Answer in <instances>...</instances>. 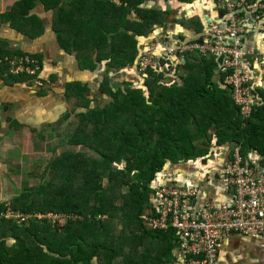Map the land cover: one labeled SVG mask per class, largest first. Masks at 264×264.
<instances>
[{
    "label": "trees",
    "instance_id": "16d2710c",
    "mask_svg": "<svg viewBox=\"0 0 264 264\" xmlns=\"http://www.w3.org/2000/svg\"><path fill=\"white\" fill-rule=\"evenodd\" d=\"M40 1L21 0L7 14L14 19L17 16L14 12L18 11L22 19L16 24L28 26L26 12ZM120 1L121 8L109 15H121L123 23L116 25L118 28H130L126 16L132 8L141 13L140 24H135L132 30L142 37H148L163 18L159 11L140 7L145 0ZM62 2L43 0L48 9L58 8ZM77 3L84 8L88 4L85 0ZM258 15V21L264 19V13L259 11ZM193 19L184 18L183 23L191 20L189 25L201 30V23ZM65 20L70 24V15ZM123 34L126 40L117 42V46L124 48L120 53L126 58L117 63L111 60L117 67L132 64L138 54L137 42L135 47L133 39ZM75 45L79 50L88 47L78 38ZM111 51L115 52L111 53L115 58L116 47ZM196 54H189L192 58L187 59L188 75L182 86L163 85L154 69L147 70L145 79L151 93L159 92L155 100L153 96L145 100L141 90L127 89L126 93L118 91L114 95L110 107L79 114L80 122L70 144L93 148L101 159L89 158L73 149L64 151L63 156L60 154L49 162L43 181L27 187L11 200V205L23 214L59 213L81 216L82 220L70 221L62 229H54L47 220L32 219L22 226L0 220V264H93L95 260L99 264H171L174 261V231L153 230L145 224V213L153 215L157 210L154 206L151 209V196L155 194L151 183L165 174L176 176L178 170H165L168 163L178 165L185 159L200 156L208 151L212 139L219 145L237 144L244 156L251 150L264 155V87L257 89L262 106L243 126L245 121L224 84V75L215 82L219 59ZM90 55L83 59L88 56L91 60ZM9 69L7 61L1 63L0 75L17 80L33 79L27 74L11 75ZM78 90L82 92L84 88ZM212 130L214 134L209 137ZM125 161L124 169L116 166ZM49 170L52 175L46 180ZM124 188L127 191L122 194ZM104 216L116 220L121 228H114L111 220L101 221Z\"/></svg>",
    "mask_w": 264,
    "mask_h": 264
},
{
    "label": "crops",
    "instance_id": "0c3cea01",
    "mask_svg": "<svg viewBox=\"0 0 264 264\" xmlns=\"http://www.w3.org/2000/svg\"><path fill=\"white\" fill-rule=\"evenodd\" d=\"M19 1L21 0H0V54L8 59L20 57L18 54L41 59L43 63L41 81L44 82V86L36 85L30 77L17 80L0 75V214L6 213L9 207H13L11 200L15 193L21 194L27 187H32L25 183L19 187L20 189H15L18 184L13 180V178L19 180V177L24 175V166H26L25 169L29 167L26 158H28L27 154H30V145L34 146L30 155H39V138L44 141L45 137L53 140L52 138L62 136L66 139L64 146L69 147L67 150L73 149L76 153H83L89 158L101 159L93 148L70 144V139L80 122H78L79 114L110 107L114 101V95L118 91L126 93L127 89L141 90L145 100H151L152 96L155 100L159 92L151 93L145 79L146 75L140 72L142 54L159 37L173 45L178 43L173 36L190 41L199 40L209 22L218 14L213 0H145L139 6L159 11L163 14V18L160 23L153 26L148 37H142L132 30L135 24L141 22V13L137 12L136 8H132L126 16L130 28L116 26L123 23L121 15L109 16L112 10L121 8L120 0H85L88 2L85 8L77 3L79 0H63L56 9H48L42 0L37 7L27 10L25 17L26 22H29L28 26L16 24L22 19V16L18 17V11L14 12L17 14V16L14 15V19L7 14ZM67 3L70 5L67 6ZM124 6L126 7L127 4ZM69 15L70 24L67 25L65 16L69 18ZM191 17L201 23V30L190 26L191 20H188L186 24L183 23L184 18ZM217 20L221 26H224L220 19ZM258 31L260 30L248 31L247 41L250 46L263 50V33L260 34ZM123 33H127L133 39L135 47L137 42L138 54L132 64L124 63L117 67L116 64L111 63V60L117 63L126 58L120 53L124 48L117 46L118 43L126 40ZM76 38L85 41L88 47L85 45L82 50H79L75 45ZM113 42L116 46L112 44ZM112 47H116L118 52L115 58L111 55L115 53L111 51ZM166 47L167 45H160L156 52L164 54ZM87 54L91 56V60L88 56L83 59ZM187 57H173L171 62H165L163 69H152L161 77L160 82L163 85L182 86L188 75L187 59L191 60L192 56ZM220 75L217 68L215 82H218ZM151 76L150 74V78ZM78 87L84 90L79 92ZM212 134H214L213 130L210 131L209 137ZM206 149L209 155V147ZM208 155H200L189 160L206 161L209 159ZM187 160L180 162L183 164V171H187L183 163ZM116 166L124 169L126 161ZM168 168L172 170L177 166L168 163L165 170ZM213 171L210 169L199 172L196 168H190L187 172H183L184 177L189 175L193 183L200 188L198 196L200 205L205 203L215 205L223 200L224 189L216 180ZM29 174L35 176L33 173ZM200 178L205 180L202 181ZM151 202L152 209L155 202L154 192ZM60 215L68 219L63 226L58 222L53 223L50 219L34 220L38 222L47 220L54 229H62L70 221L82 220L81 216H78L77 220H72L68 218L70 215ZM144 216L148 215L145 213ZM3 219L16 224L4 216L0 217V220ZM104 219L112 221L108 216L100 220ZM112 224L114 228L117 226L121 228V225L116 224V220H113ZM176 251L175 247L174 261ZM93 264L99 263L95 260ZM218 264H264V240L252 236L234 234L229 236L220 245Z\"/></svg>",
    "mask_w": 264,
    "mask_h": 264
},
{
    "label": "built area",
    "instance_id": "2783aa9c",
    "mask_svg": "<svg viewBox=\"0 0 264 264\" xmlns=\"http://www.w3.org/2000/svg\"><path fill=\"white\" fill-rule=\"evenodd\" d=\"M219 5L225 12L220 21L224 26L219 21L213 22L199 40L178 41L174 45L162 37L155 39L140 58V72L146 75L149 68L163 69V62H171L173 57L184 58L193 52L203 58L216 56L218 70L224 75V84L231 91L232 101L245 126L262 106L257 89L264 87V49L250 46L247 34L250 29L260 30L264 48V19L258 21V12L264 13V1L219 0ZM160 45H167L164 54L156 52ZM5 61L10 66L9 74L30 75L36 85L44 86L41 81L43 63L38 57L8 59L0 54V64ZM209 150L208 160L183 163L187 171L190 168L199 172L214 170L216 180L225 192L223 200L217 204L200 205V188L189 175L184 177L183 172L187 171H183L182 163L172 169L179 171L176 176L165 174L152 182L157 210L153 215L144 216V220L153 230L174 231L177 255L171 264H218L220 245L233 234L264 240V155L251 150L244 156L237 144L219 145L216 139L209 145ZM2 216L19 226L32 219H50L62 226L68 220L60 214H23L10 207L0 214ZM68 218L77 220L78 216Z\"/></svg>",
    "mask_w": 264,
    "mask_h": 264
},
{
    "label": "rangeland",
    "instance_id": "374dc122",
    "mask_svg": "<svg viewBox=\"0 0 264 264\" xmlns=\"http://www.w3.org/2000/svg\"><path fill=\"white\" fill-rule=\"evenodd\" d=\"M207 10L208 9H206V11ZM160 34H162V33H160ZM174 39H176L175 36H174ZM168 82H170V81H168ZM78 122H79V119H78ZM52 139L53 140L49 139L48 137L43 138L44 141H42V139H40V138L38 139L40 141V143H39L40 147L38 150L39 155H34V156L30 155L33 151L34 146L33 145L29 146V153L30 154H27L28 158H26V161H27L26 163L29 164V167H27V169H25L26 166H24V170H23L24 175L22 177H19V180L17 178H13V180L18 184L17 188L14 187L15 189H20L19 187L20 186L22 187V185L25 183L29 184V186H33V187L39 185L43 181L42 175L44 173H46V171L48 170L49 162L51 160L56 159L60 154H61V156H63L64 151H66L69 148L67 146L66 147L64 146V144L66 145V142H65L66 139L64 137L60 136L58 138H52ZM213 140L214 139H212L211 142ZM42 142H43V144H42ZM41 145H42V148H41ZM62 146H64L65 148L64 147L62 148ZM200 155H208V151L205 150ZM28 172L35 174V176L30 175ZM132 174H134V173H132ZM51 175H52V173L49 170L47 172V179L46 180L50 179ZM29 176H32V177H29ZM104 177L106 178L107 176L105 175ZM11 180H12V178H11ZM201 180L204 181L205 179H201ZM126 191H127L126 188H124L121 190V193L125 194ZM18 195H20V193H18L17 195L15 193L14 198H16ZM10 208L14 211H17L15 209H13V207H10ZM63 221H66V220L63 219Z\"/></svg>",
    "mask_w": 264,
    "mask_h": 264
},
{
    "label": "flooded vegetation",
    "instance_id": "af4514ba",
    "mask_svg": "<svg viewBox=\"0 0 264 264\" xmlns=\"http://www.w3.org/2000/svg\"><path fill=\"white\" fill-rule=\"evenodd\" d=\"M213 1H214V4H215V7H216V10L218 11V14H217V17H215L213 20H211V21L209 22L208 25H210V24L213 23V22H218L217 19H220V21H221V19H222L223 17H225V12L222 10V8H221L220 5H219V0H213ZM222 12L224 13V15H222ZM173 38H174V36H173ZM180 39H181V37L176 38L177 41H185V42L190 41V40H186V39H184V38H182V40H180Z\"/></svg>",
    "mask_w": 264,
    "mask_h": 264
},
{
    "label": "bare ground",
    "instance_id": "6f19581e",
    "mask_svg": "<svg viewBox=\"0 0 264 264\" xmlns=\"http://www.w3.org/2000/svg\"><path fill=\"white\" fill-rule=\"evenodd\" d=\"M196 165L198 166V164L196 163Z\"/></svg>",
    "mask_w": 264,
    "mask_h": 264
}]
</instances>
